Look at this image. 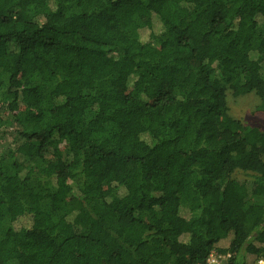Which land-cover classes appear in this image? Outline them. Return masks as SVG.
Returning a JSON list of instances; mask_svg holds the SVG:
<instances>
[{
    "label": "trees",
    "instance_id": "16d2710c",
    "mask_svg": "<svg viewBox=\"0 0 264 264\" xmlns=\"http://www.w3.org/2000/svg\"><path fill=\"white\" fill-rule=\"evenodd\" d=\"M264 0H0V264L264 257Z\"/></svg>",
    "mask_w": 264,
    "mask_h": 264
},
{
    "label": "rangeland",
    "instance_id": "374dc122",
    "mask_svg": "<svg viewBox=\"0 0 264 264\" xmlns=\"http://www.w3.org/2000/svg\"><path fill=\"white\" fill-rule=\"evenodd\" d=\"M8 104L4 108L0 106V116L4 120L14 119L13 114L7 110ZM228 109L232 118L238 119L250 125L264 126V108L262 100L254 94L236 98L232 94L228 95ZM21 130L20 124L9 126L6 129L4 140L0 141V154L7 156L8 150L14 149L17 145V131Z\"/></svg>",
    "mask_w": 264,
    "mask_h": 264
},
{
    "label": "built area",
    "instance_id": "2783aa9c",
    "mask_svg": "<svg viewBox=\"0 0 264 264\" xmlns=\"http://www.w3.org/2000/svg\"><path fill=\"white\" fill-rule=\"evenodd\" d=\"M230 257V255H223L213 252L209 255L205 264H227ZM255 264H264V257L258 259Z\"/></svg>",
    "mask_w": 264,
    "mask_h": 264
}]
</instances>
